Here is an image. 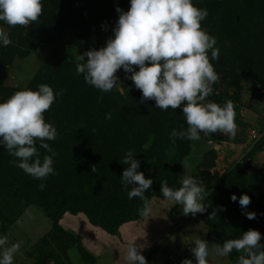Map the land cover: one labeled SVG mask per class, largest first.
<instances>
[{
  "label": "rangeland",
  "instance_id": "obj_1",
  "mask_svg": "<svg viewBox=\"0 0 264 264\" xmlns=\"http://www.w3.org/2000/svg\"><path fill=\"white\" fill-rule=\"evenodd\" d=\"M72 3L75 7V12L72 11L74 12L72 18H76L75 24L67 27L65 32H60L59 35L55 31L56 37L52 40L47 34L26 43L24 39L28 34L29 25L10 27L0 21V28L7 31L12 40L11 45L0 46L6 49L5 61L0 62L4 67L0 75L3 88L35 90L40 84H48L56 92L63 90V95L58 96L56 102L44 114L46 121L54 124L59 132L55 141H48L57 153L54 157L56 174L50 175L46 180H40L42 183L55 180L60 192H64L59 189L60 187L67 191L68 185L71 186L76 180L79 181L78 173L85 175L83 180L87 181L91 172L101 165L111 167L113 164L114 156H105L104 153L100 155L102 152L99 151V146L83 145L82 141H74L78 129L67 126L74 122L73 119L79 113L80 106L84 105L91 96L89 88L92 86L85 82L83 75L76 74L79 55L92 48L99 49L105 46L107 40L113 36V29L119 18L117 7L125 11L130 7V0L120 4L117 0H75ZM257 3L251 7L249 18L253 17L254 20H258L255 23L261 24L264 21L259 20V15L264 9ZM245 10L247 12L248 9ZM81 12L86 20L81 16ZM66 16L71 17L69 14ZM60 24L62 20L58 19V24L53 26ZM205 25V22H202V28L211 34V29ZM253 29L256 32V27ZM51 30L49 29L48 32ZM254 31L252 33H255ZM252 33L249 34L248 26L245 31L246 51L251 50L250 58L234 54V46L231 42L233 40L227 38L224 43L217 39V47H221L219 60L211 61L220 79L214 85V92L207 100L218 104L227 101L233 103L237 124L235 139L223 133H217L219 137L215 138L213 135L201 132L199 141L179 139L178 150L164 148L158 140L161 130H164L165 134L167 132L170 139L173 128L177 131L188 128L182 113L183 106L176 110L169 108L164 111L156 108L154 100H143L142 91L137 89L134 82L128 78L131 74L126 75L123 69L117 73L119 77L117 86L107 92L111 97L106 98L104 93L103 96L101 95L102 106L98 110L103 109L105 112L106 106H110L113 112L115 107L119 106L120 118H127V121L133 124L129 129L131 131L128 137L133 136L137 141L134 136L137 129L146 128L149 122L152 124L151 127H157L156 132L146 130L147 136L143 138L140 136L139 139H143L142 142L146 143L148 148H156L157 155L153 159L149 157H145L142 161L138 159L141 161L139 170L146 178L152 180L155 175L161 174L160 178L153 180L146 194L150 190L161 192L162 181H167L170 187L178 188L181 186L182 175H191L211 195L215 192L220 179L230 174L234 168L238 169L242 166L249 175L254 171L264 170V73L259 71L260 68L255 63L261 60L262 42L259 35L256 38ZM216 37H219L217 32ZM87 59L88 57L85 56V61ZM137 70H139L138 66ZM112 112L107 109L105 113H111L112 119ZM177 117L181 121H178ZM160 123L165 126L160 127L158 125ZM170 124L171 126L167 127ZM98 131H107L106 123L101 121L100 125L97 124L94 132ZM150 137H154L151 144L148 143ZM123 139L122 142L114 140V145H120L122 148V158L126 152ZM109 146L111 144L106 146L104 151ZM37 147L50 155L46 149L39 147L38 140ZM161 153L171 156L168 164L165 163ZM177 154L179 157L175 159L174 156ZM0 156V167L6 171L7 176L4 179L0 177L2 181L0 189L4 184L12 187L23 178L24 180L33 178L13 163L17 158L8 154L6 150H3ZM41 159H43L42 155ZM83 164H88L89 168L83 169L81 167ZM157 164L160 165L157 167L155 166ZM165 167L168 171L163 169ZM263 183L257 180L254 185L256 187L252 188L254 197H251V201L255 200L252 207L259 212H262L264 201ZM130 188L131 186L123 191L126 196ZM137 198H133V202L137 201ZM147 198L152 205V216L148 219L137 214L113 228L104 227L103 224H93L83 212L66 211L57 219V228H55L54 222L40 206L31 204L23 208L20 204V199H23L21 195L1 194L0 236H7L10 244L21 243L15 264H126L124 257L127 248L135 239L138 245H145L143 254L149 264H182L185 258L193 259L195 264V257L191 252V248L195 245L190 239L201 238L214 243L209 237V227L201 214L184 215L183 211L175 214L173 210L176 205L173 206L171 201L164 199L162 192L152 196L148 194ZM127 200L132 199L127 198ZM127 200L125 204H129ZM126 207L132 206L126 205ZM126 207L123 204V208ZM210 264L233 263L229 257H226L212 259Z\"/></svg>",
  "mask_w": 264,
  "mask_h": 264
},
{
  "label": "clouds",
  "instance_id": "obj_2",
  "mask_svg": "<svg viewBox=\"0 0 264 264\" xmlns=\"http://www.w3.org/2000/svg\"><path fill=\"white\" fill-rule=\"evenodd\" d=\"M42 12V0H0V21L10 27L38 22ZM117 12L119 18L113 36L105 46L79 55L76 74L83 75L88 85L110 92L119 83L117 73L123 69L126 75L131 74L128 78L142 91L143 100H154L156 108L164 111L183 106L188 128L173 129V144L177 138L199 141L201 132L211 136L223 133L235 139L237 124L233 103L227 101L220 105L207 100L220 79L211 62L219 60L217 38L202 28V21L209 15L208 9L198 7L194 0H130L127 11L118 6ZM11 44L9 33L0 28V46ZM85 56L88 57L86 61ZM60 95L63 90L56 92L50 85L40 84L35 90L23 88L0 101V145L17 158L13 161L17 167L41 181L56 174L54 157L57 153L48 141H55L59 132L54 124L46 121L44 114ZM106 118L111 119V113L106 114ZM153 139L150 137L148 143ZM37 140L39 147L50 153L43 159ZM135 156L136 152L129 150L121 161L127 165L121 182L126 189L131 186L129 199L139 197L143 201L139 214L148 219L152 216V205L146 192L153 180L138 171L141 162ZM182 177L178 188L162 181L160 191L164 199L171 201L173 206H181L184 215L206 212L211 207L204 203L209 195L206 188L191 175ZM39 187L43 190L46 184L41 183ZM231 199L236 202L238 197L233 194ZM239 204L247 209L251 197L243 194ZM217 215L213 210L209 219L215 220ZM245 215L248 219H256L257 214L246 211ZM261 240L262 233L256 229H249L239 238L227 239L223 244L195 238L190 239L195 245L191 252L195 264H210L212 259L229 257L233 251L240 254L237 264H264ZM135 241L127 248L126 264H149L143 254L145 245ZM20 248V242L10 244L7 236H0V264H15ZM182 264H194V261L185 258Z\"/></svg>",
  "mask_w": 264,
  "mask_h": 264
},
{
  "label": "trees",
  "instance_id": "obj_3",
  "mask_svg": "<svg viewBox=\"0 0 264 264\" xmlns=\"http://www.w3.org/2000/svg\"><path fill=\"white\" fill-rule=\"evenodd\" d=\"M73 1L75 0H42V15L38 22H33L29 25L30 29L28 26V34L24 39L25 42L28 43L31 39L36 40L39 36L47 34L51 38L50 40L55 39V31H57L59 35L60 32H65L67 27L75 24L76 18H72L74 15L73 13L75 12V7L72 3ZM124 1L126 0H117V3L120 4ZM194 3L200 8L208 9L209 15L202 22H205V26L211 29V34L215 37L217 32L219 37L216 38L221 41V43L226 42L227 38L233 40L231 42L234 46V54H238L239 57L242 55L250 58L251 50H249V52L246 51L247 42L245 31L249 26L250 34V32L252 33V31H254L253 27H256V32L254 31L255 33L252 34H255L256 38L257 35H259L258 37L261 39L262 56L261 60L255 61V63L259 66V71L264 73V22L261 24L258 22L255 23L257 19L254 20L253 17L251 19L249 18L251 15V7L254 4L257 3V5H261L264 9V0H194ZM245 9H248L247 12ZM66 14L71 15V17L69 18ZM88 15L90 16L89 11ZM81 16H83V13ZM83 18L85 19L84 16ZM58 19L59 21L62 20V24L54 27V24H58ZM259 20L264 21V10L260 13ZM49 29L52 30L48 32ZM218 48L221 49V47ZM5 51L6 49L0 47V62L2 63L5 61ZM3 69V65H0V75ZM2 83L3 82H0V101L7 100L11 95L18 91L15 88H3ZM89 92L91 95L90 99L85 101L86 103H84V105L82 104L80 106L79 113L76 114V118L73 119L74 122L67 127L69 128L70 126H73L75 130L78 129V134L75 135L76 137L74 141H82L83 145L99 146L100 150H98L102 152L100 155L105 154V156H114L112 159V166L101 165L97 170L91 172L87 181L83 180L85 175L78 173L77 178L79 181L76 180V182H73L71 185L72 188L69 185L67 187V191H65L64 188H59L64 192H60L58 190L55 185V180L46 183L44 182L46 187L41 190L39 185L42 182L40 180L36 181L33 178L25 180L23 178L22 181H18L17 184L12 187L4 184L0 189V193L3 195H21L23 199H20L21 203H19L23 208L31 204L43 208L54 222L55 228H57V219L66 211L83 212L87 214L93 224H103L104 227L112 226L113 228L139 214V210L143 207V201L139 197L137 198V201L135 200V202H133L134 199L127 200L128 196H126L123 192L126 188L121 182V176L127 166H124L121 162L123 160V155L121 156L122 148L120 145H114V140L122 142L121 139L124 138L123 140L126 144L124 147V151H126L125 154L129 151V149L134 150L136 152L135 158L140 159L141 161L145 157H149V159L157 157L155 154L156 148L150 149L145 147L146 143L142 142L143 139L139 140L140 136L142 138L147 136L148 133L145 132L146 130L156 132L157 127H151L152 124L149 122L146 128L143 127L141 129H137V132L134 135L136 136L137 141L133 136L131 138L128 137V134H130L131 131L129 129L133 126V124L127 121V118H120V114H118L120 112L119 106L115 107V111L113 112L110 106H106L105 112H107L108 109V111L113 113L112 119L110 120L106 118V113L103 109L98 110L102 106L101 95L103 96L104 93L106 98L111 97V95L107 92H101L94 87H90ZM224 103L226 102H220L219 104L223 105ZM178 118L179 117H177V119ZM101 121L106 123L107 131L94 132L97 128V124L100 125ZM178 121L181 120L178 119ZM158 125L160 127L162 125V127L165 126L163 123ZM170 126L171 124L167 127ZM158 140L164 148L167 147L170 150L172 149L175 151L180 147L178 142L179 138H177L175 144H173L172 138L169 139L167 132L165 134L164 130H161ZM157 143L159 142L157 141ZM110 144L111 146L104 151V148ZM3 150L7 151L4 145H0V154L3 153ZM39 152L42 156L46 155L45 151L39 150ZM7 153L9 154L8 151ZM162 154L163 153H161V156ZM163 156L165 163L168 164L171 156H165L164 154ZM85 157L86 156H84V158ZM174 157L176 159L179 155L177 154ZM159 165L160 164H157L155 166L158 167ZM81 167H83V169L89 168L88 164H83ZM163 169L168 171L167 167ZM138 171L141 170L138 169ZM156 171L159 172L158 170ZM169 171L173 172L172 170ZM5 172L6 171L0 167V177H3V179L4 177H7ZM160 177L161 174H157L153 180ZM256 179L264 182V170H262V172L254 171L251 175H249V173L242 166L238 169L234 168L230 174H227L220 179L219 184H217V187L215 188V192L206 198L204 201L205 204L211 205V207H208L206 212L200 214L209 227V237L212 242L223 244V242L227 239L239 238L249 229H256L262 233L261 243H264V201L262 202L263 205L261 207L262 212L253 209L252 205H254L255 200L251 201L253 204H250L247 209H242L239 204V197L245 193H247L250 197H254L252 188L256 187L254 186L257 182ZM1 184L2 181L0 180V185ZM128 191H130V189ZM156 193L161 192L150 190L146 196L148 194L152 196ZM233 194H236L238 197L236 202H233L231 199ZM126 200L129 201V204H125ZM123 204L125 207L126 205L132 207L123 208ZM213 210H216L218 215L215 220H210L209 216ZM173 211L175 214H179L182 212V207L176 205ZM246 211H254L257 214L256 219H248L245 215ZM239 255V253L233 251V253L229 256L233 264H237Z\"/></svg>",
  "mask_w": 264,
  "mask_h": 264
},
{
  "label": "water",
  "instance_id": "obj_4",
  "mask_svg": "<svg viewBox=\"0 0 264 264\" xmlns=\"http://www.w3.org/2000/svg\"><path fill=\"white\" fill-rule=\"evenodd\" d=\"M212 135H213V137H215V138H218V137H219V135H218L217 133H213Z\"/></svg>",
  "mask_w": 264,
  "mask_h": 264
}]
</instances>
